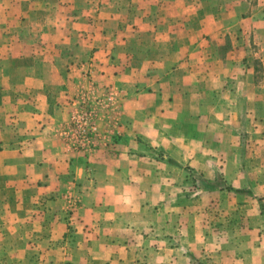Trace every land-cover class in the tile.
<instances>
[{"label": "crops", "instance_id": "obj_1", "mask_svg": "<svg viewBox=\"0 0 264 264\" xmlns=\"http://www.w3.org/2000/svg\"><path fill=\"white\" fill-rule=\"evenodd\" d=\"M211 3L91 0L73 19L60 4L49 17H24L27 44L0 42V264H264V214L253 199L264 195V173L242 157L249 149L264 161V86L246 63L251 32L240 26L226 37L229 51L213 47L230 32L205 29L230 22ZM84 90L114 100L87 154L61 135ZM158 151L203 175L204 186L218 168L254 197L195 192Z\"/></svg>", "mask_w": 264, "mask_h": 264}, {"label": "rangeland", "instance_id": "obj_2", "mask_svg": "<svg viewBox=\"0 0 264 264\" xmlns=\"http://www.w3.org/2000/svg\"><path fill=\"white\" fill-rule=\"evenodd\" d=\"M11 1L9 3V7L7 9H3L0 6V42L2 40L5 41V38H8V42H13L15 39L13 37H21V41L25 44L28 43L29 41V37L30 34H32V29L33 27H31L30 25H28L27 23L25 24V16H30L32 18H45V17H49L51 16V11L53 10H58V8H56L55 6L58 5H62V11L63 14L65 16H67L68 18L73 19L76 14L75 12L78 11V9L75 8L76 5H79L81 2H85V1H91V0H8ZM123 1H127V0H123ZM230 1V0H229ZM235 1V0H234ZM1 2V0H0ZM211 4H212V9L210 10L211 13H213L214 17H221V13L227 11L225 9H222L219 7L220 4H222V0H211ZM251 2H255V0H243L242 3H238L237 5L231 7L226 14H224L223 16L227 19L229 23H225L227 24V28L222 27V28H218L219 26L217 25L212 26L211 29L210 28H206L205 32L207 33H216V34H221L222 36H224V33H228V35L226 34L225 37L221 38L220 40H213V47L214 48H219V49H224L226 51H229V49H231V47L233 46V42H231V40H228L226 37H229L230 34H232V36L235 38L236 33H238V28L240 26V28H245V31H249L251 32L253 35L252 37H250L248 39V41H246V45H248L249 49L251 50L252 53H249V55L246 59V63L251 64L253 67L256 68L257 70V81L259 82L261 88L263 89L264 86V53L262 54H258L257 53L260 52V50H264V0H261L259 6H252ZM35 12V13H34ZM30 14V15H29ZM203 15V13H199V10H197V16ZM252 15H255V17H257L259 19V22L257 24H251L248 23L249 21L244 22L242 25H239V22L241 21V19H246L251 17ZM67 21H69L67 19ZM224 24V25H225ZM254 27V28H253ZM38 32V31H37ZM255 38V39H253ZM237 43V41H235V44ZM16 46V45H15ZM14 46V47H15ZM1 59H0V65H1ZM87 63L84 64L85 65V74L88 77H91L92 75V64H93V59L92 56L89 57L88 61H86ZM14 64L16 62H13ZM11 64V63H10ZM92 79V78H89ZM109 94H111V91H106L104 92L100 98H106ZM91 98L92 96L90 95V90H84L79 92L78 94H76V96L73 98V101L71 102L70 105V110H69V117L70 114L73 110V102L75 100L79 101L82 98ZM92 99V98H91ZM112 106V105H111ZM96 108V111L98 114L102 113V112H106L108 111L110 108ZM243 124V130L244 132H246L247 128H248V124H247V119H246V115L245 118L243 120V122L241 123ZM242 126V125H241ZM246 134V133H245ZM249 138H246V135L241 137V141L243 146L245 145V149L247 148V144ZM160 152V151H158ZM243 166H250L249 169L253 170V172H255L254 174L257 175V173L262 174L264 173V161H261V166L257 165V161H255L254 159H258V161L261 160V153H255V152H250L249 149L245 150L244 154H243ZM249 158L252 159L249 161ZM254 158V159H253ZM245 160V161H244ZM254 161V166L253 168L251 167V164ZM183 168L185 167H189V166H182ZM181 168V167H180ZM182 168V169H183ZM191 168V167H190ZM245 168V167H244ZM184 170V169H183ZM246 170V168H245ZM185 171V170H184ZM186 172V171H185ZM187 173V172H186ZM188 174V173H187ZM189 177H191L194 181V185H193V189L195 192H199V191H209L211 192V195L216 196L217 194H219L222 191H225L226 193H228L229 195L232 194H239L238 192H235L233 190H229V189H220L219 187L216 188H207L206 185L210 182H213L215 184H222L225 185L227 187H231L235 190H242V191H250L252 193V195H250L249 193H243L247 196V199H250V197H254V193L247 188H235L232 185H229L226 183L225 178L223 173L221 172V170H219L218 168L215 171V177L213 179V181L207 182V184L204 186L203 182V175L197 173L196 178L190 176L188 174ZM249 196V197H248ZM253 199H257L259 206H260V211L262 214H264V195H262V192H259V194H257L256 197H254ZM216 205H215V204ZM219 200L217 197H215V200H213V208H214V212H216L215 208L219 207ZM214 220H218L217 215H215V217H213ZM190 254V253H189ZM191 258V255L190 257ZM191 264H207L206 262L204 263H200L199 260L197 258L192 257L191 258ZM190 259V260H191ZM210 261L213 260L212 257H210L209 259Z\"/></svg>", "mask_w": 264, "mask_h": 264}, {"label": "built area", "instance_id": "obj_3", "mask_svg": "<svg viewBox=\"0 0 264 264\" xmlns=\"http://www.w3.org/2000/svg\"><path fill=\"white\" fill-rule=\"evenodd\" d=\"M113 95L106 98H82L73 102L69 123L61 131L62 137L74 152L87 154L96 151L102 138L100 114L96 108H108L113 104Z\"/></svg>", "mask_w": 264, "mask_h": 264}, {"label": "trees", "instance_id": "obj_4", "mask_svg": "<svg viewBox=\"0 0 264 264\" xmlns=\"http://www.w3.org/2000/svg\"><path fill=\"white\" fill-rule=\"evenodd\" d=\"M155 156L158 160H163V161H167V163L171 164V165H175V166H179L181 168H183L178 162H176L175 160H173L172 158H170L169 156H167V154H165L163 151H160V152H155ZM190 176L196 178V171L190 167H185L183 168ZM216 188V187H219L220 189H229V190H233L235 192H238V193H249L250 195H252V193L250 191H242V190H235L231 187H227L225 185H222V184H215L213 182H210L206 185L207 188Z\"/></svg>", "mask_w": 264, "mask_h": 264}]
</instances>
